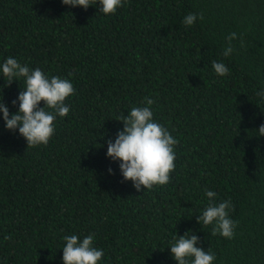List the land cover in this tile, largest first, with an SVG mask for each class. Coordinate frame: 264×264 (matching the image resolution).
Instances as JSON below:
<instances>
[{
    "label": "trees",
    "instance_id": "obj_1",
    "mask_svg": "<svg viewBox=\"0 0 264 264\" xmlns=\"http://www.w3.org/2000/svg\"><path fill=\"white\" fill-rule=\"evenodd\" d=\"M98 10L0 0V64L13 57L75 88L47 145L27 147L0 118V264H63V237L73 234L94 235L99 264H176L168 247L190 230L213 264H264V0H126L115 14ZM189 13L204 18L186 26ZM213 61L229 74L218 76ZM23 88L0 77L10 114ZM145 97L179 143L169 183L137 191L106 141ZM205 190L232 202V239L197 223Z\"/></svg>",
    "mask_w": 264,
    "mask_h": 264
},
{
    "label": "clouds",
    "instance_id": "obj_2",
    "mask_svg": "<svg viewBox=\"0 0 264 264\" xmlns=\"http://www.w3.org/2000/svg\"><path fill=\"white\" fill-rule=\"evenodd\" d=\"M126 0H61L70 7H81L85 10L93 4L99 5V12L104 15L115 14ZM203 14L189 13L183 23L192 26L197 19L203 20ZM227 46L223 56L228 57L234 51L231 41L237 39L235 32L226 38ZM242 42V41H241ZM212 68L218 76H226L229 69L223 62L213 61ZM0 77L7 85L23 79L24 88L11 103L18 110L9 113L3 101L0 89V118L8 131H16L22 136L27 147L47 145L55 132L54 122L59 117H65L70 111L65 103L66 98L75 93L71 81L60 76H48L40 68H30L28 64L20 63L16 58L8 57L0 64ZM264 100V91L256 93ZM43 102V107H41ZM146 106L132 107L125 116L123 113L118 121L123 129L115 134L114 141H106V156L113 161H119V170L125 181H132L137 191L151 189L154 185H165L170 181V175L175 170L176 154L174 147L179 141L174 138L165 126L153 118L151 105L155 103L145 97ZM256 136H264V124L259 126ZM111 173V169L108 170ZM208 203L202 214L197 215V223L212 226L211 235L219 234L226 239H232L237 222L230 218L233 204L230 200L216 202L217 193L205 190ZM10 239V237H6ZM63 264H99L104 256L103 249L97 248L93 241L94 235L89 234L82 239L76 235L63 237ZM199 238L189 232L173 237L170 256L176 264H213L215 254L209 249L198 247Z\"/></svg>",
    "mask_w": 264,
    "mask_h": 264
}]
</instances>
